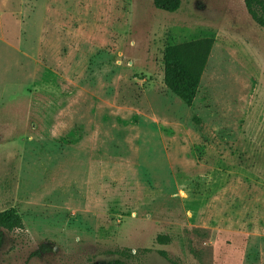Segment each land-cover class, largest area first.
<instances>
[{
	"label": "rangeland",
	"instance_id": "1",
	"mask_svg": "<svg viewBox=\"0 0 264 264\" xmlns=\"http://www.w3.org/2000/svg\"><path fill=\"white\" fill-rule=\"evenodd\" d=\"M153 1L0 0V264H264V31ZM204 39L188 107L164 53Z\"/></svg>",
	"mask_w": 264,
	"mask_h": 264
},
{
	"label": "trees",
	"instance_id": "2",
	"mask_svg": "<svg viewBox=\"0 0 264 264\" xmlns=\"http://www.w3.org/2000/svg\"><path fill=\"white\" fill-rule=\"evenodd\" d=\"M252 20L264 31V0H242ZM154 7L169 14L177 12L182 5L181 0H154ZM213 47L211 39L194 41L182 45L170 46L164 53V85L186 106L192 107L197 97L201 79L206 69ZM24 230L21 217L15 209L0 213V250L4 236ZM157 242L161 245L170 243V238L160 236ZM47 248L42 247L41 251ZM40 253V252H39ZM39 253H36L37 256ZM170 264H178L165 252L159 253ZM110 264H119L117 262Z\"/></svg>",
	"mask_w": 264,
	"mask_h": 264
}]
</instances>
